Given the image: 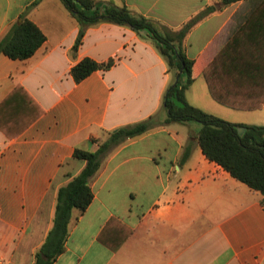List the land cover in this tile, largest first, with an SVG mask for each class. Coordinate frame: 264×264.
Instances as JSON below:
<instances>
[{"label": "crops", "instance_id": "obj_1", "mask_svg": "<svg viewBox=\"0 0 264 264\" xmlns=\"http://www.w3.org/2000/svg\"><path fill=\"white\" fill-rule=\"evenodd\" d=\"M35 1L0 0V41L24 12L46 35L27 59L0 53V264H35L58 189L85 166L75 150L95 151L104 134L153 115L165 120L163 97L174 81L146 30L100 22L75 50L81 24L64 2ZM94 1L103 11L127 6L173 31L217 6L183 42L196 61L186 97L225 113L203 69L262 0ZM85 57L114 64L77 82L71 70ZM200 128L162 124L111 150L90 180L93 201L73 210L66 250L53 264H264L263 195L206 157Z\"/></svg>", "mask_w": 264, "mask_h": 264}, {"label": "trees", "instance_id": "obj_2", "mask_svg": "<svg viewBox=\"0 0 264 264\" xmlns=\"http://www.w3.org/2000/svg\"><path fill=\"white\" fill-rule=\"evenodd\" d=\"M41 0H36L32 6ZM79 21L81 29L74 49L82 43L87 27L100 22L126 25L140 32L146 30L167 60L174 81L168 86L163 106L165 120L153 115L143 121L109 132L95 151L77 148L74 156L85 161L82 171L58 189L57 204L45 243L37 252L35 264H53L66 250L69 223L73 210L84 212L94 198L90 180L99 171L104 157L128 139L141 136L162 124L196 121L201 124L198 142L206 157L221 165L234 178L262 193L264 205V126L237 124L190 104L186 92L196 79V61L184 51L183 42L191 29L217 9L209 6L179 30H159L148 18L135 14L127 6L106 7L103 11L94 0H62ZM238 0H221L227 6ZM0 41V53L12 59L31 57L45 42L41 28L22 13ZM113 59L98 62L83 58L71 72L77 82L96 70L109 69ZM212 97L223 105L253 110L264 107V0L233 34L215 58L203 69ZM180 102L183 106L177 104ZM246 130L243 134L239 128Z\"/></svg>", "mask_w": 264, "mask_h": 264}, {"label": "rangeland", "instance_id": "obj_3", "mask_svg": "<svg viewBox=\"0 0 264 264\" xmlns=\"http://www.w3.org/2000/svg\"><path fill=\"white\" fill-rule=\"evenodd\" d=\"M225 113H221L220 118L227 121L244 124L264 126V108L257 110H236L227 106L220 105ZM108 135L104 134L100 141H104Z\"/></svg>", "mask_w": 264, "mask_h": 264}, {"label": "water", "instance_id": "obj_4", "mask_svg": "<svg viewBox=\"0 0 264 264\" xmlns=\"http://www.w3.org/2000/svg\"><path fill=\"white\" fill-rule=\"evenodd\" d=\"M19 21H21V20H19ZM141 34L146 35V31H145V30L141 31ZM177 104L180 105V106H183V104L180 103V102H177ZM245 130H246V129H245L244 127H240V128H239V132H240L241 134H243V133L245 132Z\"/></svg>", "mask_w": 264, "mask_h": 264}]
</instances>
